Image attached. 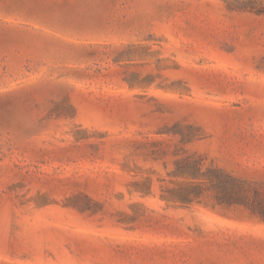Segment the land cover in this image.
Returning a JSON list of instances; mask_svg holds the SVG:
<instances>
[{"label":"rangeland","instance_id":"rangeland-1","mask_svg":"<svg viewBox=\"0 0 264 264\" xmlns=\"http://www.w3.org/2000/svg\"><path fill=\"white\" fill-rule=\"evenodd\" d=\"M187 156L264 187V0H0V264H264Z\"/></svg>","mask_w":264,"mask_h":264},{"label":"trees","instance_id":"trees-1","mask_svg":"<svg viewBox=\"0 0 264 264\" xmlns=\"http://www.w3.org/2000/svg\"><path fill=\"white\" fill-rule=\"evenodd\" d=\"M174 175L184 179L181 187L173 190V201L181 205L199 202L205 193L204 186L209 182L214 189H221L216 203L229 208H243L264 223V187L226 174L219 168L208 167L187 156L176 161Z\"/></svg>","mask_w":264,"mask_h":264}]
</instances>
